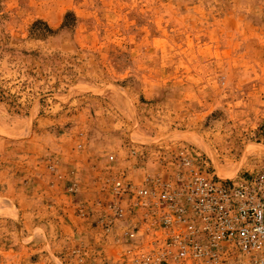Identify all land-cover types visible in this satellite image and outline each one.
Here are the masks:
<instances>
[{
  "label": "rangeland",
  "instance_id": "rangeland-1",
  "mask_svg": "<svg viewBox=\"0 0 264 264\" xmlns=\"http://www.w3.org/2000/svg\"><path fill=\"white\" fill-rule=\"evenodd\" d=\"M36 20L50 33L42 24L30 31ZM40 117L53 119L45 126L54 133L94 129L110 151L100 181L121 172L135 182L146 172L167 174L181 149L212 177L258 170L264 0H0V264H128L114 254L120 245L112 235L94 226L99 186L97 197L73 208L97 236L94 247L57 242L55 233L68 227L20 224L19 203L6 190L20 184L8 174L48 140V131L38 132ZM127 164L141 178L131 179ZM72 181L65 184L71 195ZM83 203L89 209L80 216Z\"/></svg>",
  "mask_w": 264,
  "mask_h": 264
},
{
  "label": "built area",
  "instance_id": "built-area-1",
  "mask_svg": "<svg viewBox=\"0 0 264 264\" xmlns=\"http://www.w3.org/2000/svg\"><path fill=\"white\" fill-rule=\"evenodd\" d=\"M175 157L174 170L164 175L101 179L93 223L120 245L118 257L128 264H264V165L218 178L186 150ZM88 209L79 204L77 212L85 216Z\"/></svg>",
  "mask_w": 264,
  "mask_h": 264
},
{
  "label": "crops",
  "instance_id": "crops-1",
  "mask_svg": "<svg viewBox=\"0 0 264 264\" xmlns=\"http://www.w3.org/2000/svg\"><path fill=\"white\" fill-rule=\"evenodd\" d=\"M41 118L39 121L44 120V122L38 125V132L48 131V140L39 142L40 151L35 154V158L24 156L20 159L17 175L8 174V178L11 180L16 178L20 185L17 190L9 187V190L6 189L7 193L14 195L19 203L20 224L31 225L34 228L68 227V232L64 236L61 233H55L54 238L57 242L66 239L72 243H86L87 241L93 243L90 247H94L95 240L92 239L97 236L89 228L88 223L75 216L74 201H83L84 198L92 196L97 197L100 177L104 173L102 168L104 169L107 162L105 155L110 151L105 148L102 141L94 139L91 132L94 129L90 127L68 126L54 133L50 126H45L48 118L47 123H52L53 119ZM80 131L83 133L82 137L76 134ZM76 141H79L77 143L79 148L74 146ZM119 149L118 146L115 152H120ZM49 157L54 158L51 162L54 165L52 172L46 168ZM119 162L117 160L113 166L121 167ZM124 168L131 179L141 178L136 172L138 169L133 165L127 164ZM69 180L76 183L73 195L65 190V184ZM26 220H31V222L26 223ZM98 245L97 248H99ZM98 251L100 250L97 249L96 252ZM114 254L118 257L116 252ZM82 259L84 258H80Z\"/></svg>",
  "mask_w": 264,
  "mask_h": 264
},
{
  "label": "trees",
  "instance_id": "trees-1",
  "mask_svg": "<svg viewBox=\"0 0 264 264\" xmlns=\"http://www.w3.org/2000/svg\"><path fill=\"white\" fill-rule=\"evenodd\" d=\"M35 24H42L43 26H44V29H45V32H48V33H50V29L42 22V21H40V20H36V21H34L32 24H31V26H30V31H31V28H33V26L35 25Z\"/></svg>",
  "mask_w": 264,
  "mask_h": 264
},
{
  "label": "bare ground",
  "instance_id": "bare-ground-1",
  "mask_svg": "<svg viewBox=\"0 0 264 264\" xmlns=\"http://www.w3.org/2000/svg\"><path fill=\"white\" fill-rule=\"evenodd\" d=\"M226 174H227V173H226L225 171H223V172L220 173L221 176L226 175ZM216 176H217L218 178H224V177H220V176H218L217 174H216Z\"/></svg>",
  "mask_w": 264,
  "mask_h": 264
}]
</instances>
